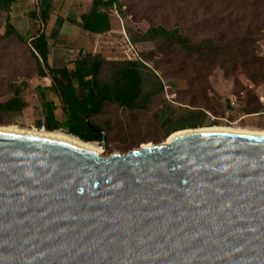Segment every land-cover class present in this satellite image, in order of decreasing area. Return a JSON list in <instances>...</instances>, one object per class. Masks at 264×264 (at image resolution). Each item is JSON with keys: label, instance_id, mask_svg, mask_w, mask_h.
I'll return each instance as SVG.
<instances>
[{"label": "water", "instance_id": "1", "mask_svg": "<svg viewBox=\"0 0 264 264\" xmlns=\"http://www.w3.org/2000/svg\"><path fill=\"white\" fill-rule=\"evenodd\" d=\"M0 264H264V135L103 157L0 130Z\"/></svg>", "mask_w": 264, "mask_h": 264}, {"label": "rangeland", "instance_id": "2", "mask_svg": "<svg viewBox=\"0 0 264 264\" xmlns=\"http://www.w3.org/2000/svg\"><path fill=\"white\" fill-rule=\"evenodd\" d=\"M119 6L129 40L130 34L160 25L178 27L192 43L210 38L219 49L199 58L177 45L160 50L150 43L135 45L141 62L168 87L152 97L145 110L129 112L105 103L101 114L91 117L106 135L104 148L97 143L101 156L160 144L172 124L185 127L180 130L212 126L264 130V0H121ZM4 17L0 13V103L14 96L15 86L28 107L19 113L0 111V126L44 129L37 127L38 122L45 123L41 101L53 100L58 125L54 131L68 134L60 100L50 92L41 94L50 82L37 76L27 45L5 36ZM110 18L118 31L117 20ZM102 41L100 53L106 60L125 57L126 44L118 32ZM107 74L104 67L101 77Z\"/></svg>", "mask_w": 264, "mask_h": 264}, {"label": "trees", "instance_id": "3", "mask_svg": "<svg viewBox=\"0 0 264 264\" xmlns=\"http://www.w3.org/2000/svg\"><path fill=\"white\" fill-rule=\"evenodd\" d=\"M14 3L15 0H0V13L5 14L4 34L27 45L36 66L37 76L40 79H49L50 83L41 94L50 92L60 100L68 124L66 127L68 134L84 142L100 143L105 132L92 121L91 117L101 114L105 103L129 112L142 111L146 109L152 97L163 92V83L139 60L108 61L100 52H87L80 53L73 62L72 68L48 66L49 50L46 34L38 32L30 38L22 36L14 27L10 16ZM110 7V0H92L89 11L81 15L83 30L95 35L109 32ZM129 37L133 45L150 43L159 50L167 45H177L185 52L199 58L215 54L219 49L210 38L192 43L178 27L166 29L160 25L150 26L145 32L130 34ZM104 67L108 68V74L102 78ZM146 85L149 87L148 91H145ZM11 89L14 96L0 103V111L9 114L22 112L28 105L20 97L18 88L11 86ZM41 106L45 123L38 122L37 127L57 132L54 131L58 129L57 123L54 122L56 110L54 101L42 100ZM183 128H185L183 125H169L166 127L165 137Z\"/></svg>", "mask_w": 264, "mask_h": 264}, {"label": "crops", "instance_id": "4", "mask_svg": "<svg viewBox=\"0 0 264 264\" xmlns=\"http://www.w3.org/2000/svg\"><path fill=\"white\" fill-rule=\"evenodd\" d=\"M91 4L92 0H15L10 16L22 36L46 34L50 67H70L80 53H99L102 38L119 31L114 30L112 19L107 33L95 35L83 30L81 15L89 11Z\"/></svg>", "mask_w": 264, "mask_h": 264}, {"label": "bare ground", "instance_id": "5", "mask_svg": "<svg viewBox=\"0 0 264 264\" xmlns=\"http://www.w3.org/2000/svg\"><path fill=\"white\" fill-rule=\"evenodd\" d=\"M0 130L9 131L13 133H19V134H25V135H31V136H37V137H43V138L61 140V141L69 142V143L78 145L80 147L89 149L98 154L101 153V148L96 142H84L73 135L65 134L62 132H49V131H45L44 129H19L14 125L0 126ZM194 131H225V132L242 133V134H250V135H264V130H249V129L232 128V127H226V126H212V127H202V128H197V129L194 128L190 130L189 129L180 130V131L173 133L171 136L167 138L166 141L164 140V142L168 143V141L175 135L194 132ZM141 146H151V145L146 144V145H141Z\"/></svg>", "mask_w": 264, "mask_h": 264}, {"label": "built area", "instance_id": "6", "mask_svg": "<svg viewBox=\"0 0 264 264\" xmlns=\"http://www.w3.org/2000/svg\"><path fill=\"white\" fill-rule=\"evenodd\" d=\"M110 1H111V7L108 10V14L110 17L114 16L117 19L118 24L120 25V29H119L118 33L123 37V41L126 44V49L124 51L125 57L122 60L126 59V60H139V61H141L139 53L136 49V46L130 42V40L128 39V37L126 35L123 20L119 15V10H120L119 3L121 0H110ZM167 87H168L167 85H164L165 90L167 89ZM263 101H264V99H261V102H263Z\"/></svg>", "mask_w": 264, "mask_h": 264}]
</instances>
